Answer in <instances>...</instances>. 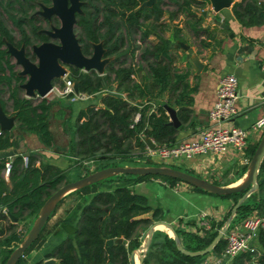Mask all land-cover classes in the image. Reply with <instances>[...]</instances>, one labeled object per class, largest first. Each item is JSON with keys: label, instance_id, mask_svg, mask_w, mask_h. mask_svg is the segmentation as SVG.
<instances>
[{"label": "trees", "instance_id": "16d2710c", "mask_svg": "<svg viewBox=\"0 0 264 264\" xmlns=\"http://www.w3.org/2000/svg\"><path fill=\"white\" fill-rule=\"evenodd\" d=\"M82 1L85 2L82 14L77 15L81 51L89 56L92 54V44L102 42L104 57L111 59L101 74L95 70L83 71L71 67L67 78L78 81L79 92L94 94L104 89L113 91L104 93L98 106L90 103L79 110L74 123L69 120L64 122V129L70 135V155L75 159L81 156L96 163L106 162L99 168L102 169L125 166V163L131 162L130 147L144 154L146 138L151 139L156 148L176 144L178 128L168 124L169 116L163 104L177 108L179 120L186 122L196 87L190 84V72L186 67H177L178 60L173 54L174 42L183 41L181 30L175 31L173 39L163 36L168 27L164 19V6L170 2L176 4L177 12L172 16L181 13L189 17L192 21L186 19L185 22H189L186 23L189 30L198 38L202 34L211 36L209 30L201 25L204 16L200 10L204 9L207 0H157L152 6L142 8L140 6L145 0ZM32 8L28 1L0 0V107L6 115L15 119L19 130L36 135L42 145L49 148L53 144V136L48 118L54 102L24 95L20 85L25 82V77L18 74V66L5 46V42L16 47L23 45L27 49L26 55L34 60L29 49L31 41L24 28L25 24H29L33 32L37 29L32 23L34 18L30 17ZM232 10L244 24L264 22V4L257 0L234 2ZM4 17L19 30L20 41H15ZM137 35L139 39H136ZM150 36L156 37V40L150 41ZM38 38L45 40L42 35ZM201 44L204 45L203 41ZM141 48L138 59L135 53ZM125 54L128 58H125ZM182 60H185V56ZM141 61L145 62L146 67L140 64ZM187 64L191 65L189 61ZM59 82L55 80L53 84ZM4 94H7L6 100L2 97ZM162 97H165V102L158 103L157 100ZM136 113L140 116L134 122ZM13 137L11 131L0 130V151L13 144ZM257 143L250 147L249 159ZM117 156H120L119 162L122 164L108 163ZM22 157V154H17L11 160L0 158V264L5 263L30 229L31 226L25 224L26 220L37 217L45 199L60 185L71 181L66 179L65 170L56 165L41 162L36 165V157L28 154L25 164ZM6 163L10 165L7 175ZM246 168L247 164L240 176L246 172ZM259 176H264V160ZM150 178L167 181L171 186L179 181L159 175L119 174L73 191L87 195L89 200L88 197L87 200H79L60 220V223L74 225L77 230L66 235L53 248L52 256H56V261L51 264H130L129 254L141 245V234L154 221L161 220L160 208L153 207L145 195L131 189L134 183ZM106 181L114 183L115 187L105 190ZM213 183L219 185L216 181ZM242 194L219 196L233 199L234 205ZM2 209H6L17 222L14 223ZM250 214L264 215V180L259 182L258 192L251 194L237 209L233 222ZM226 218L216 228L213 223V229L204 236L179 228H175V232L184 249L202 250L211 242ZM19 223L24 225L19 227ZM44 229L16 264H42L38 261L28 263L25 256L35 245L44 242ZM118 238H122L123 243L106 244L107 240ZM224 245L223 238L213 251L220 253ZM256 246L259 255L244 252L235 257L231 264H245V261L247 264H264V232L258 234ZM199 258L181 253L174 239L158 230L152 236L142 264H196Z\"/></svg>", "mask_w": 264, "mask_h": 264}, {"label": "crops", "instance_id": "0c3cea01", "mask_svg": "<svg viewBox=\"0 0 264 264\" xmlns=\"http://www.w3.org/2000/svg\"><path fill=\"white\" fill-rule=\"evenodd\" d=\"M257 2L264 4V0H257ZM232 6L233 4L216 13L212 10L211 5L206 3L204 9L200 10L202 15L203 11L206 12L201 25L209 30L208 33L211 36L202 34L195 38L198 44H192L185 39L183 37L185 29L181 30L180 35L183 42L190 45L204 65L199 74L193 72L191 65L187 64L186 57L185 60H182L185 53L182 49L175 47L177 40L174 42V48L178 51H173V54L178 55L177 59L180 58L182 66L190 72L189 82L196 87L193 93V103L188 107V120L182 122L177 116L180 125L177 127L176 144L198 138L200 132L210 125L209 111L216 101L219 80L228 73L235 75L238 82L236 103L238 114L231 123H226V125L234 124L250 130L252 123L264 115V73L261 71V65L264 63V22L254 25L244 24V21L235 17ZM178 17V20L173 18L174 23L183 19L182 14ZM179 25L181 24L179 23ZM153 39V36L149 37V40ZM201 41L205 46L201 44ZM135 56H137V51ZM125 58H128L126 54ZM47 99L54 102L48 118V126L53 136L52 146L44 147L36 135L19 130L15 122L10 130L14 135L13 144L0 151V158L11 160L17 154H28L36 157V165H39L40 162L49 163L64 170L70 163L72 164L70 159L74 157L69 152L70 135L65 131L63 124L66 120L74 123L73 120L79 110L85 108L89 101L71 103L61 98L56 91ZM157 102L164 103L165 97L158 99ZM61 107L64 114L59 116ZM173 109L177 115V108ZM259 138L257 133L250 132L246 156H240L233 152L220 155L206 154L178 163L177 166H182L183 169L172 163L168 166L196 176L199 175L198 177L211 182L216 181L221 186L238 184L245 174L240 176L249 159L248 151L259 141ZM134 186V192L145 195L153 207L160 208L161 220L171 224L174 230L175 228L185 230L187 227L195 225L201 211L214 217L213 223L217 225L226 218L233 205L231 198L194 190L190 185L181 181H177L171 186L167 181L150 178L136 182ZM171 189L173 192L170 191ZM174 192L180 194H174ZM233 219L230 225L239 221L233 222ZM159 231H164L172 237L169 229H159ZM216 254L217 252L212 251L198 257L196 264H215L213 260Z\"/></svg>", "mask_w": 264, "mask_h": 264}, {"label": "water", "instance_id": "95a60500", "mask_svg": "<svg viewBox=\"0 0 264 264\" xmlns=\"http://www.w3.org/2000/svg\"><path fill=\"white\" fill-rule=\"evenodd\" d=\"M49 1V6H41L42 11L40 13L45 18H49L51 15L56 16L59 20V26L52 27L51 30H43V33L47 34L52 39V41L48 40L40 44L32 45L31 51L34 55V60H31L26 55V49L23 45L16 47L10 42H5L7 52L11 59H13L16 65L21 68L18 74L25 77V82L20 85V88L27 97L46 98L54 86L53 82L66 76L68 74L69 67H75L84 71L95 70L98 73H102L106 64L110 61V58L104 57L105 50L102 46V43L92 44V54L89 56L84 55L81 51V45L74 30L77 21L76 16L82 14L81 0ZM156 1L157 0H146L141 4L140 8L150 7L156 3ZM207 2L211 5L212 10L218 13L221 10L230 7L235 1L207 0ZM203 15H206L205 11H203ZM53 40L57 42H53ZM175 47L184 51L185 57L190 62L193 72L195 74H199L202 71L204 65L199 60L198 56L193 52V49L190 47V45L184 43L181 40H177ZM73 88L75 93L79 92L78 81H74ZM164 108L166 109V112L169 116L168 124L177 128L180 125V122L177 118L176 111L167 105H164ZM14 123L15 119L6 115V113L0 107V130L10 131L14 126ZM145 142L150 146L151 149L154 148V143L151 139L146 138ZM263 160L264 131L261 134L257 146L247 163L246 172L238 184L228 186L217 185L204 178L168 165H125L106 167L95 170L79 179L65 182L45 199L30 229L25 234L22 241L12 250L4 264H16L18 262L23 254L38 238L45 224L54 212L56 206L64 196L73 191H77L101 180L119 174L136 176L159 175L163 177H169L184 182L191 187L200 188L207 193L217 196L243 192L242 196L233 205L230 214L217 231V234L204 249L198 251H189L184 249L172 225L165 221L159 220L153 222L148 227L143 243H141L138 248L130 252L129 260L130 264H135V255L137 254L139 258V264H142L152 236L156 230L160 229L158 227L160 225L170 230L172 233L171 236L176 243V247L181 253L191 257L204 256L208 253H211L216 245L224 238L226 230L236 215V211L240 205L251 194L258 192L259 182L264 180V176H259V169ZM6 214L9 215L15 222L17 221V219L13 217L7 210ZM59 229L63 230L67 234H72L77 230L74 225L69 223H61L59 225ZM113 243L121 244L123 243V239H109L106 241L107 245H112ZM50 256V252L44 255L46 258L44 264H51L56 261Z\"/></svg>", "mask_w": 264, "mask_h": 264}, {"label": "built area", "instance_id": "2783aa9c", "mask_svg": "<svg viewBox=\"0 0 264 264\" xmlns=\"http://www.w3.org/2000/svg\"><path fill=\"white\" fill-rule=\"evenodd\" d=\"M261 71L264 73V63L261 65ZM67 75L62 78L61 82L54 84L47 97L56 91L61 98L71 103L89 101L98 106L100 103H94V96L109 92L104 89L94 94L75 93L74 81L67 78ZM237 84V78L233 74L228 73L221 77L216 91V101L209 111L211 123L200 132L198 138L169 147H155L154 150L147 145V156L161 165H170L171 163L178 165L182 161L206 154L220 155L233 152L240 156H246L250 132L257 133L260 137L264 131V115L252 123L250 130L234 124L226 125V123H231L238 114L236 104L238 99ZM139 116V113L135 114L134 122L139 119ZM140 137L143 138V134ZM22 158L26 164L27 155H23ZM9 168V163H6L5 175L8 174ZM1 211L6 214V209ZM214 221V217L205 211H201L197 216L195 225L187 227L185 230L204 236L213 229ZM260 232H264V215L250 214L229 225L224 235L225 245L222 251L214 256L213 262L215 264H231L235 257L244 252H250L254 256L259 255L256 241Z\"/></svg>", "mask_w": 264, "mask_h": 264}, {"label": "rangeland", "instance_id": "374dc122", "mask_svg": "<svg viewBox=\"0 0 264 264\" xmlns=\"http://www.w3.org/2000/svg\"><path fill=\"white\" fill-rule=\"evenodd\" d=\"M176 10H177V5L174 4L173 2H170L168 5L164 6V17H165L164 19L167 21L168 27H167L166 31L164 32L163 36H166V37L169 36V38L173 39V37H174L173 35L175 34L176 30H184L185 29V33H184L183 37H185V39L190 41L192 44H198L197 39H195L196 37L193 35L192 31H189V29H188L187 24L189 22H185L186 19H188V21H192L189 17L184 16L182 14L183 19H180V21L177 22V23L173 22V18L175 20H178V18H179L178 16L181 14V13H177L176 15L172 16V14L174 12H177ZM194 10L199 11L195 7H194ZM179 23L181 25H179ZM5 24L8 27V29L11 31V33L13 34V36L15 38V41L18 42L20 40V32H19V30L7 18H5ZM29 26H30L29 24H27V25L25 24L24 25V28H25V30L27 32L30 30ZM75 31H76V34L79 33L78 30L75 29ZM187 35H188V37H187ZM136 39H139V35L136 36ZM153 40L155 41L156 37ZM142 48L137 50V58L138 59L140 57V53L142 51ZM177 57H178V55L176 56V58ZM183 57H184V55H183ZM177 60H178L177 61V67L183 69L184 67L182 66V64L179 61L180 58L177 59ZM140 64H142L144 67H146L144 61L143 62L141 61ZM18 70L19 71L21 70V68L19 66H18ZM58 81H62V78L58 79ZM107 90L108 91L109 90L113 91V89H107ZM99 96H100L99 94L94 96L95 97V99H93V101H95L94 103H97V104L100 103L99 99L101 97H99ZM2 97H3L4 100H6L7 99V94H4ZM63 103H64V100H63ZM79 104H82V103H79ZM89 104H90V102H89ZM62 114H64V110L61 107L59 109L58 115L60 116ZM155 147L156 146L154 144V148L152 150H154ZM149 148H150V146H149ZM146 149H145V152L143 154V152L141 150H139L137 148H131L130 147L129 148V151H130L129 155H132L133 158H132L131 162H127L125 164L128 165V166H148V164L151 163V165L154 164V165L160 166L161 164L155 163L153 160L150 159V157L147 156V150ZM70 160L72 161V164L70 163V165L67 166V169H65L66 171H64L67 180H75L77 178H80L81 176L87 175V174H89V173H91V172H93L95 170H98L99 168L104 166V164L106 163V162H98V163H96V161H94V160H92V161L84 160L83 157H81V156L78 157V159H74L73 158V159H70ZM119 160H120V156H117L114 160L109 161L108 163L109 164H114V163L122 164V163L119 162ZM174 166H177V165H174ZM177 167L183 169L182 166H177ZM111 179H112V177H111ZM153 179H155V178H153ZM104 183L107 184L106 187L104 188L105 190H111V189H113L115 187V184L110 182V181H108V182L106 181ZM133 187H135L134 184L131 186L132 190H133ZM129 188H130V186H129ZM172 190L173 189H171L170 191H172ZM174 194H178L179 195L180 193H178V192L175 193L174 192ZM87 197H88L87 195H81L80 193H77V192L76 193L71 192V194L69 193V194H67L66 196H64L62 198V200L58 203V205L56 206L54 212L50 216L49 220L45 224V227H44L45 229H44V232L42 233V235H43L42 239H44V242L41 245L40 244L39 245L38 244L35 245V247L31 251H29L27 253V255L25 256V258L28 261V263H31L33 261H38V262L44 264V261H43L45 259L44 255L49 253V252L52 253L53 248H55L59 243H61L62 240L66 237V235H68L63 230L59 229V225L61 224L60 220L64 216L65 212L68 211L73 206H75V204L79 200H84V199L87 200ZM88 200H89V197H88ZM35 218H31V220L27 219L26 222H25L26 226L27 227H28V225L31 226L33 224V221H34ZM16 222L14 221V223H16ZM29 222H30V224H29ZM185 222H186V219H185ZM22 225H24V223H19L18 226L20 227ZM163 229H165V228H163ZM145 237H146V232L141 234L142 243H143ZM129 256H130V254H129ZM52 258L56 259V256L55 257L53 256ZM137 261L139 262V258H137ZM245 264H247L246 261H245Z\"/></svg>", "mask_w": 264, "mask_h": 264}, {"label": "flooded vegetation", "instance_id": "af4514ba", "mask_svg": "<svg viewBox=\"0 0 264 264\" xmlns=\"http://www.w3.org/2000/svg\"><path fill=\"white\" fill-rule=\"evenodd\" d=\"M23 1H28L31 5H33L32 10H30V17H33L34 18L32 20V23H33V26L37 27V29H36L35 32L32 31V28H30V30L28 32L26 31V35L29 37V39L31 41V46L29 47L30 54L33 55L32 54V51H31L32 45H34V44H40V43H42L44 41H48V40H51L52 41V39L47 34H44L43 33V30H51L52 27H58L59 26V20L54 15H51L49 18H45L40 13L42 11V7H41L42 5H45V6L46 5H48V6L50 5V1L49 0H23ZM81 2H82V6H83V4L85 2L82 1V0H81ZM82 6H81V9H82ZM76 19H77V16H76ZM75 29L77 30V21H76ZM75 33H76V31H75ZM40 35H42L45 38V40H43V41L40 40L38 38V36H40ZM76 35H77L78 40H79V43H80V39H79L80 36L78 34H76ZM20 39H21V35H20ZM53 42H57V41H54L53 40ZM99 43H102V42H99ZM93 44H97V43H93ZM25 49H26V47H25ZM26 53H27V49H26ZM70 68L71 67H69V69ZM69 69H68V73H69ZM51 256H52V253H51ZM43 261L45 262L46 261V258Z\"/></svg>", "mask_w": 264, "mask_h": 264}, {"label": "bare ground", "instance_id": "6f19581e", "mask_svg": "<svg viewBox=\"0 0 264 264\" xmlns=\"http://www.w3.org/2000/svg\"><path fill=\"white\" fill-rule=\"evenodd\" d=\"M160 229H163V228H165L164 226H162V225H160V226H158ZM169 232H170V230H169ZM171 233V232H170ZM172 234V233H171ZM137 258H138V255L136 254L135 255V264H139V262L137 261Z\"/></svg>", "mask_w": 264, "mask_h": 264}]
</instances>
